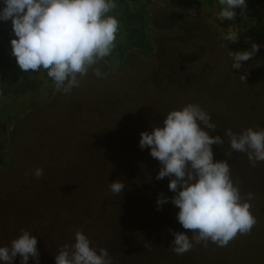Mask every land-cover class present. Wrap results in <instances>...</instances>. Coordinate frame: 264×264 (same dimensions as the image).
I'll use <instances>...</instances> for the list:
<instances>
[{"label":"trees","instance_id":"16d2710c","mask_svg":"<svg viewBox=\"0 0 264 264\" xmlns=\"http://www.w3.org/2000/svg\"><path fill=\"white\" fill-rule=\"evenodd\" d=\"M10 28L11 20L0 22V31ZM224 32L228 31L185 2L169 0L154 5L144 20V36L150 45L149 50L129 48L117 69L111 68L104 59L94 66L101 71L102 77L95 76L94 69H89L88 74L81 78L79 87L73 88L70 93L55 90L46 101L18 113L8 131L11 161L0 166V180L3 176L14 175V179L17 181L20 178V181L1 197L2 209L32 200L45 213H64L69 218L95 222L99 220V211L109 204L118 213L126 211L125 217H130L129 211L132 212L141 225H146L144 223L149 221V215L154 211L148 205L146 216H142L143 211L139 214L144 201L141 203L142 198L136 194L141 188L131 193L134 199L129 195L132 188L127 187L119 196L115 195L112 203H108L106 198L110 191L102 196L99 193L97 196L96 191L92 193L81 175L82 163H75L74 159L77 154L80 158L86 153L83 152L85 149L93 154L108 150L101 148V142L107 140L109 143L111 140L108 137L97 139L114 133L115 123H119L120 133H136L132 136L140 137L142 131H151L153 125L162 123L169 110L190 102L196 103L203 93L194 94L187 89L193 72L183 58L192 57L193 48L200 43L213 44L216 48L228 45L227 49L234 51L250 49L252 43L259 44L260 49L255 55L260 56L262 75L264 34L256 37L248 33L240 34L241 39L229 43L222 38ZM128 65L132 70L125 73ZM258 72L250 73V76L259 79ZM122 79L125 82L121 83ZM257 79H252L251 92L246 90L244 97L251 96L252 92L259 93L261 87L256 86ZM101 82L104 84L100 85ZM115 86L119 89L114 90ZM86 87L97 91L89 92ZM246 104L252 112L248 99ZM38 167L44 172L40 178L32 174ZM103 190L99 188V192ZM153 193L155 189L150 188L145 195L153 196ZM173 195L171 192L170 198ZM157 232V227L126 230L103 248L108 250L114 264H152L148 260L151 247L145 246L144 240Z\"/></svg>","mask_w":264,"mask_h":264},{"label":"clouds","instance_id":"9594fccd","mask_svg":"<svg viewBox=\"0 0 264 264\" xmlns=\"http://www.w3.org/2000/svg\"><path fill=\"white\" fill-rule=\"evenodd\" d=\"M218 3L217 18L232 21L237 9H246L247 0ZM117 7V0H0V22L11 20V55L19 68L37 74L46 70L55 90L68 94L79 87L89 69H94L95 76H103L94 66L110 56L116 45L120 33V21L114 14ZM222 38L232 43L239 36L229 31ZM259 49V44L252 43L250 49L229 50L230 67L240 72ZM246 72L241 73L242 81ZM216 129L210 113L190 102L169 110L161 124L140 133L139 147L149 148L161 165L156 179L169 177L168 188L174 193L171 198L159 195L157 205L170 200L179 209L178 222L192 233L191 237L186 232L173 233L170 248L177 255L201 243L205 247L208 242L227 247L237 235L250 234L257 223L251 211L255 194H241L230 163L215 160L212 146L222 145L223 137H227L230 151L225 154L231 157L232 152L245 153L255 167L264 162V128L248 127L239 132L227 128L223 136L209 134ZM32 174L40 178L44 172L38 167ZM124 188L121 180L109 184V190L117 196ZM37 244L31 231L21 229L10 245H0V264H13L17 255L20 264H29L30 257L39 264ZM55 264H114V260L106 248L94 246L78 229L74 242L59 248Z\"/></svg>","mask_w":264,"mask_h":264},{"label":"rangeland","instance_id":"374dc122","mask_svg":"<svg viewBox=\"0 0 264 264\" xmlns=\"http://www.w3.org/2000/svg\"><path fill=\"white\" fill-rule=\"evenodd\" d=\"M244 32L240 34L248 33ZM240 34H238L239 38ZM214 46L216 45L200 43L193 48L195 51H193L192 57L184 56L183 58V62L187 61L191 65V72H193L190 87L187 89L194 94L203 93L202 96H198L199 99L196 103L210 113L212 121L217 125V129L209 134L223 136V129L227 128H231L234 132L248 127L264 128V73L261 75L263 69L259 65L260 56L255 55L251 60L244 62L246 65L239 72L230 67L231 62L228 56L230 48ZM143 48L149 50L150 45L145 42ZM131 70L129 65L124 69L125 73L131 72ZM255 71H259V79L253 75L250 76V73ZM242 72H246L245 81L240 79ZM251 78L257 79L256 86L261 88L258 94L252 92L253 94L246 98L243 94L246 90L250 91ZM122 82L125 80L122 79ZM102 84L104 82L100 83V85ZM252 87L255 88V85L252 84ZM86 88L89 92L97 91V89L90 91L88 87ZM118 89V86H115L114 90ZM246 99L252 106V112L246 104ZM134 115L141 116L140 114ZM151 117L153 118L152 115H150ZM157 119L159 118L154 120ZM117 124L119 123H115L114 133L97 139L103 140L108 137L111 140L109 143L107 140L101 142V148L108 150H100L99 154H93L85 149L83 152L86 153L82 154L80 158L77 154L74 162L82 163L81 175L93 190L92 193L96 191L97 196L98 193L100 196L109 193L110 182L116 180L123 181L125 188H132L129 195L133 199L135 196H131V193L141 188L136 194L142 198L140 199L141 203L144 201L139 214L143 211L142 216H146L148 205L154 211L149 215V221L144 223L146 225H141L136 220L137 217L132 215L129 210L130 217H125L126 211L118 213L109 204L106 209L99 211L98 221L86 222L80 221L78 217L69 218L64 213L57 212L56 215L45 213L31 200L22 205L5 209L0 206V245H10L11 240L20 234L21 229L29 230L38 240L39 264H55V256L58 254L59 248L74 242V234L78 229L82 230L90 238L92 244L99 248L126 230H146L157 227L159 232L144 240V245L151 247L148 260L152 264H264V162H258L255 167H252L245 153L232 152L231 157L227 156L225 153L230 151L227 137H223L222 145L214 144L212 146L215 160H227L230 163L232 178L239 182L241 194L244 195L248 192L255 194V199L251 202V211L256 217L257 223L250 234L237 235L227 247H218L212 242H208L205 247L201 243L194 245L191 251L177 255L170 248L174 239L173 233L186 232L190 237L192 233L190 230L183 229L178 222L176 215L179 209L176 206L171 202L162 206L157 205L159 195L169 198L171 196L168 188L170 178L156 179L161 168L159 161L150 155L149 148L141 149L139 147L140 137H133L136 136L133 135L136 133L131 135L120 133ZM9 129L11 126H5L2 130L4 136L0 137V166L8 165L11 161L7 141ZM108 152L110 154H106ZM14 177V175H7L0 180L1 201L3 199L1 197L7 194L9 188L20 181V178L16 181ZM101 187L104 190L99 192ZM15 188L18 190L17 185ZM150 188L155 189L154 195H145ZM106 199L108 203H112L116 198L110 191ZM150 201L152 203H149ZM121 213L122 217H120ZM20 259V256L17 255L13 264H20ZM29 264H35V260L31 257Z\"/></svg>","mask_w":264,"mask_h":264},{"label":"crops","instance_id":"0c3cea01","mask_svg":"<svg viewBox=\"0 0 264 264\" xmlns=\"http://www.w3.org/2000/svg\"><path fill=\"white\" fill-rule=\"evenodd\" d=\"M169 0H120L114 14L120 21V33L110 56L105 60L113 69L120 67L124 53L132 47H142L147 42L144 36V20L153 6ZM185 2L199 13L208 16L228 31L237 34L248 32L252 35L264 34V0H247L246 9L232 21L217 18L220 10L218 0H175ZM244 32V33H245ZM14 37L12 28L0 31V66L8 64L9 74L0 79V137L5 126H11L14 117L33 104L46 101L55 91L54 83L46 70L25 73L16 61H12L6 50L11 48Z\"/></svg>","mask_w":264,"mask_h":264},{"label":"built area","instance_id":"2783aa9c","mask_svg":"<svg viewBox=\"0 0 264 264\" xmlns=\"http://www.w3.org/2000/svg\"><path fill=\"white\" fill-rule=\"evenodd\" d=\"M119 1L120 0H117V4ZM5 53H7V55L9 56V58H11L13 62L16 61L15 57L11 55V48H8ZM9 72H10V67H8V64L1 65L0 66V79L5 78L9 74Z\"/></svg>","mask_w":264,"mask_h":264}]
</instances>
